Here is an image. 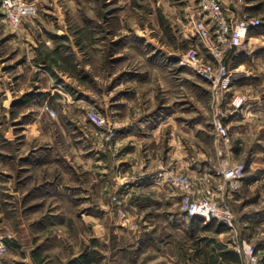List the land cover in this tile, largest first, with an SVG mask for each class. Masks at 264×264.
Wrapping results in <instances>:
<instances>
[{"label":"rangeland","instance_id":"374dc122","mask_svg":"<svg viewBox=\"0 0 264 264\" xmlns=\"http://www.w3.org/2000/svg\"><path fill=\"white\" fill-rule=\"evenodd\" d=\"M31 1L39 7L30 22L33 26L30 35L34 42L36 40L34 45L27 42L26 34L21 36L19 33L21 24L12 29L3 22L0 14V61H4L0 65V178L3 180V176L7 177L11 163L17 158L16 150L19 145H24L23 135L18 142L12 138L14 132L19 131L23 125H27V132H32V135L28 133V143L32 147L39 145V148H45L51 144L59 151L69 152L70 158L75 157L76 161L81 156H88L86 152L78 157L79 152L76 151L79 149L86 151L91 147L92 153L105 149L106 159L101 154L97 155L98 158L102 157V161L108 164V169L112 170L117 165L119 171L114 170L113 175L108 174L106 178L101 174L100 166L94 167L89 174L86 165L79 174L70 173L69 179L79 180L80 186L75 187V191L82 196L91 189L89 197H81L80 202L74 204L67 201L60 203L53 202L58 197L50 192L41 197V202L27 204L26 216L31 215L32 229L39 232L34 239H39L40 243L31 250L21 251L15 243L4 240L5 251L0 255V264H12L9 260L14 258L62 259L64 264H89L90 260L93 264H112L113 261L117 264H210L216 259L225 260L229 264H240L241 257H235L231 250L235 244H241L242 240L256 245L264 264V225L241 230L236 224L238 213L254 210L264 203V169L259 168L264 165V134H249L245 124L246 131L241 136L234 131V126L238 124L234 119L239 116L250 120L252 125H255L256 120L264 122L256 113L261 104L256 108L251 105L245 107L251 94L244 89L237 92L229 104L225 103V93L217 97L207 80L184 61L183 53L190 47H197L199 53L207 57L192 28L193 21L198 17V0ZM240 1L243 0H231L230 5ZM74 6L76 11L71 10ZM104 13L111 16L107 25L103 20ZM237 14L247 20H259L257 26L262 23L260 17H254L249 12L241 11ZM41 20H48V23L42 27L39 23ZM57 20L62 24H58L59 28L55 23ZM99 22L103 23L101 34L108 36L104 29L107 27L109 36L106 41L95 42L92 34ZM45 28L57 34L52 44L46 43L41 37L45 34ZM110 39L112 41L108 42ZM100 50L103 52H98ZM58 57V65L70 74L66 79L69 77L68 81H75L81 91L52 77L51 87L58 90V93L53 91L57 96L48 95L51 90L43 92L45 95L42 96L40 91L35 90L20 95L19 89L33 83L39 72L35 71V63L43 58L49 61V65H54L57 64L55 61ZM105 63L106 66L109 64L133 68L171 67L165 73L161 71L153 74L150 70V78H169L170 84L162 86L164 89L158 90L152 100L147 98V103L160 101L161 104H168L170 107L167 108L174 110L177 121L189 119L193 123L199 122L192 137L177 138L176 141L172 140V144L176 148L182 146L181 148L192 152V167L203 163L213 167L184 170L171 166L163 170L200 175L212 171L223 158L232 162H244L245 175L237 192V201L232 204L235 215L233 230L215 220L204 222L198 217L184 218L182 215L185 213L180 211V198L175 196V201H166L164 196H158L175 191L162 177H158L160 187H130L125 189V193H120L122 182L125 183L128 178L143 172L139 167L143 165L147 154L151 158L157 154L160 160H166L168 129H163L159 134L140 137L136 157L129 155V166L119 168V157L126 139L116 140V136L125 124L113 121L104 113L103 108H99L87 96L89 71L99 73V68ZM18 64L20 66L16 70L15 65ZM256 93L259 95L261 91L254 92ZM65 99L72 102L71 108L64 106ZM240 99L242 101L237 105ZM259 100L264 101V93H261ZM241 107H244L243 110ZM92 112L105 118L106 122L102 126L95 125L90 118ZM222 113L224 122L230 121L227 140L218 139L213 126L214 118ZM35 116L40 118L39 123L31 122L36 120ZM45 118L46 122L43 121ZM61 119L70 120L63 124L65 131L72 133L69 140H63L62 136L57 135ZM110 128L112 135L109 134ZM225 146H229V151H223ZM73 149L75 153H72ZM251 160L252 167H249ZM28 161L34 166L40 162L35 156L29 157ZM52 162L55 163L56 160ZM256 166L258 168L254 169ZM33 173L38 174L35 170ZM44 178L45 175L39 180L46 181ZM254 179H258L256 186L248 187L247 183ZM1 185V189H8L7 185ZM162 185L169 186L167 191ZM49 188L51 191L52 187ZM134 195L146 201L130 207L127 199L132 201ZM5 208L8 220L12 216L9 203H0V210ZM89 208L95 211L93 218L87 215Z\"/></svg>","mask_w":264,"mask_h":264},{"label":"crops","instance_id":"0c3cea01","mask_svg":"<svg viewBox=\"0 0 264 264\" xmlns=\"http://www.w3.org/2000/svg\"><path fill=\"white\" fill-rule=\"evenodd\" d=\"M223 7L226 10V13L228 15L237 14L238 12L244 11L249 12L252 16H258L261 18V24L259 26L251 27L248 31L247 39L245 45L237 50V52H229L225 57V63L228 65L230 72H231V80L227 86V88L223 91V94L225 93V99L227 104H229L230 100L235 97L237 92H240V90L244 89L251 94V98H249V102H246V106H252L253 108H256L258 105L262 104V102L259 100L261 93H264V0H243L239 3H236L234 5H230L231 0H220ZM37 8L39 9L38 5ZM58 11V9H56ZM73 11H76L77 8L72 7ZM92 10V9H90ZM229 10V12H227ZM1 14V12H0ZM111 16L108 14H103V20L104 23L107 25V21H109V18ZM33 18H26L22 21L19 29V33H21V36L23 34H26L27 42H31L33 45L34 39L30 35V30H32V22ZM41 23V26L44 27V24L48 23V20L39 21ZM58 24H61V21L59 20L55 21ZM54 24V22H53ZM103 24V23H102ZM101 22H99L98 28L95 27L94 32L92 34V37L94 38L95 42H101L106 41V39L109 36V28L105 27L106 35L103 36L101 34V31L103 29V25ZM104 25V26H106ZM63 27V26H61ZM59 28V27H58ZM59 30V29H58ZM53 31V30H52ZM51 30H48L45 28V34L42 35V39L46 40V43L52 44L53 38L56 39V35ZM10 33V32H9ZM194 34V33H193ZM191 34V35H193ZM19 36V35H16ZM11 38H16L15 36H10ZM192 39V38H191ZM112 41L111 39L108 40ZM130 43V42H128ZM197 45V44H195ZM54 48V47H53ZM110 46L108 47V49ZM108 51V50H107ZM98 52H103L102 50ZM108 53V52H107ZM99 55L95 54V57ZM6 58V56H4ZM104 57L106 59V56L104 54ZM2 58V55H0V60ZM57 61H55L54 65H49V61L40 58V60L35 63V71H39L37 73V76L35 80L30 82L28 86L21 87L20 95L25 94L26 92L30 91H40L41 96L45 95L43 92H47V90H51V92L47 93L48 95H55L53 91H56L55 93H58V90L55 88H52V77H55V80L59 79V81H65L70 86L73 87V89H76L77 91H81V88L79 85H75V81H68L66 79L67 75H70L67 70H65L63 67L59 66V57L56 58ZM12 61V60H11ZM4 61H0V65L3 64ZM11 65H14L13 62H10ZM58 65V66H57ZM20 64L15 65V69L18 70ZM170 66L162 67H148V68H142V67H122V66H115V65H107L106 63L104 66H101L99 68L98 72H91L89 71V87L87 91V96L90 100H93L94 103L99 107L103 108L104 113L111 117L113 121H120L124 125L123 128H120V130L117 133L116 140H123L126 139L125 144L122 146L121 154L119 157V163H121L119 168H122L124 166L128 167L129 164H127V161L131 158H129V155L132 157H136L135 153H138L139 151V142L141 140L140 137L147 136L149 134L155 135L159 134V132H163V129H168V135L167 138L169 140L168 144V151L165 152L166 160H160L157 157V154L155 157L151 158L149 154H147V157L143 163L142 166H140V170L142 173L136 175L135 177L128 178L125 183L122 182L120 184V193H125V189L128 188H135V187H160V180L157 177L158 172L160 170L166 169L168 167L174 166L179 168H184V170H191V169H198L200 167H206L209 169H212V165H208L207 163H203L202 165L197 164L196 167H192V152H188L184 148H176V145L172 144V140L176 141L178 138H187L193 136L194 128L196 129L199 125V122L193 123V121L189 119H183L177 121V116L174 112V110L167 108L170 106H167L168 104H161V102H155L153 101L151 104L150 102L147 103V98L153 99L152 96L156 94V92L159 90L161 91L162 86L165 84H170L169 78H150V70H152L153 74L156 72H164L166 70H170ZM186 70V68H183ZM21 70V69H20ZM190 71V70H188ZM18 73V72H17ZM103 74V77H102ZM209 87L211 88L208 81H206ZM164 83V84H162ZM158 91V92H159ZM261 91L259 95L254 94V92ZM253 93V94H252ZM223 96V95H222ZM18 97V96H16ZM155 97V96H154ZM57 98V97H56ZM65 105L67 109L72 107V102L65 99ZM221 103V102H220ZM164 105V106H163ZM164 107V108H163ZM244 107H241L240 109L243 110ZM63 117V116H62ZM24 119L25 117H19ZM17 118V119H19ZM36 118V116H35ZM40 122V118H36V120H32L31 122ZM43 121H47L46 118L43 119ZM61 125L59 124V131L57 132V135L62 136V139H70L72 133H67L65 131L64 122H70L69 119H61ZM224 121V120H223ZM25 122V121H23ZM230 122V121H229ZM229 122H224L229 130ZM234 122H237L238 124L234 126L235 134H238L241 136L244 134L246 130L245 126H247L249 130V134H264V122L260 120L255 121V125L251 124L250 120H246L243 116H239L237 119H234ZM248 122L249 125H246ZM262 123V124H260ZM245 124V126L243 125ZM27 125L20 126L19 131L14 132V136L12 138L15 139L16 142L21 140V136L23 135L24 145H19L18 150H16L17 158H15V162L11 163L10 168L7 171V177L3 176L0 178V186L1 183L7 185L8 189L0 188V203L1 205L8 202L9 203V210H12L10 214L12 216L9 217L7 220V217L5 215V210H0V236L4 237L5 241L15 243L19 250L26 251L31 250L34 248L38 243H40L39 239H34L36 235L39 234V232H35L34 229H32V222L31 219V213H29L30 216H26V208L29 204L34 202H41L42 196L45 193L47 195L51 192L52 194L55 193V195L58 197L57 201L53 202H60L64 203L65 201L69 203H78L80 202L81 197H89L91 194V189L88 190L85 194H78L75 191V187H79V180L75 178H70V173L79 174L80 171H83L88 165L87 170L90 174V172L94 169V167L101 168V174H104L106 178L113 175L114 170H118V166H113V169H108L105 162L102 161V157L106 159L107 157V151L99 150L100 152H93L91 150V147H88V149L85 151L79 149L76 152L78 157L80 155H83L87 152L88 156H81L79 159H75V157L70 158V154L65 153L64 151H59L57 147H54L53 145L49 144L47 147L43 148L38 146H30L28 143V133L32 135V132H27ZM179 128V132H178ZM13 135V132H12ZM165 135V134H164ZM21 137V138H20ZM139 139V140H138ZM171 140V141H170ZM241 145V143H239ZM229 146H225L223 148V151H229ZM97 151V149H94ZM153 150V149H152ZM75 153V150L73 149V152ZM101 154V156H98ZM191 154V156H190ZM32 156H35L40 162H37L39 165H31L28 163V158ZM77 157V158H78ZM101 157V158H100ZM73 160L72 162H69L68 160ZM56 160V162H52ZM228 160V161H227ZM99 161H102L100 163ZM47 162V163H46ZM222 162L226 163H233L228 158H223ZM253 161L251 160L249 162L250 166L252 167ZM131 165V164H130ZM191 166V168L189 167ZM138 168V169H139ZM258 168L257 166L254 167ZM260 169H264V165L259 167ZM36 171L38 174L34 175L33 171ZM41 170V172H39ZM1 171V170H0ZM104 171V172H103ZM110 171V173L108 172ZM158 171V172H157ZM5 172V171H4ZM43 175H45V180H39ZM2 175L0 174V177ZM156 178V179H155ZM158 178V179H157ZM155 179V180H154ZM155 181L156 183H154ZM256 183H258V179L250 180L247 183L248 187L256 186ZM157 185V186H156ZM52 187L51 191L50 188ZM91 187V185H90ZM164 190L168 185L161 186ZM130 194V192H128ZM135 196V195H134ZM158 196H164V200L168 201H175L177 196L180 198L179 193L175 190L173 192H166L162 195ZM237 197V193L234 194L232 198L229 199V204L232 207V204L235 203ZM40 198V199H39ZM133 200L130 201V198L127 199V203L130 207L136 206L137 204L141 205L143 204L145 199H140L135 197H132ZM159 198V197H158ZM177 198V199H178ZM161 199V198H160ZM179 200V199H178ZM90 199H88V202ZM143 201V202H142ZM126 203V204H127ZM24 204V205H20ZM28 204V205H27ZM133 204V205H132ZM127 205V206H128ZM129 209V208H128ZM127 209V210H128ZM181 211V210H180ZM95 211L94 209L89 208L87 215L91 218L95 216L93 214ZM182 212V211H181ZM239 214V219H237L236 224L238 225L241 230H244L245 227H254L257 225H264V203L261 207L255 208L254 210H246L241 211ZM184 218H188L185 214L182 215ZM243 217V219L241 218ZM192 218V217H191ZM196 218V217H194ZM237 227V226H236ZM243 228V229H242ZM117 247V246H116ZM118 248V247H117ZM116 248V249H117ZM119 249V248H118ZM122 249V248H121ZM124 250V249H122ZM232 253L235 257L240 259V255L232 248ZM223 257L225 256L223 253L221 254ZM93 259V258H92ZM238 260V259H237ZM241 260V259H240ZM123 261V260H122ZM120 261V263H122ZM9 263L12 264H64V260L62 259H49V260H35L33 258H22V259H11L9 260ZM89 264H93V261L90 260L88 262ZM112 264H117L116 261H113ZM210 264H229L225 262V260H219L216 259L215 262H212Z\"/></svg>","mask_w":264,"mask_h":264},{"label":"built area","instance_id":"2783aa9c","mask_svg":"<svg viewBox=\"0 0 264 264\" xmlns=\"http://www.w3.org/2000/svg\"><path fill=\"white\" fill-rule=\"evenodd\" d=\"M196 11L198 17L193 21L192 28L207 57L199 53L197 47H190L183 53V59L209 82L212 91L219 97L232 77L225 63L226 55L237 52L245 45L249 29L257 26L259 20H247L238 14L228 15L220 0H198ZM0 12L3 22L15 29L24 19L34 17L38 8L31 0H0ZM46 109L51 112L48 107ZM256 113L264 120V101ZM90 118L97 126L106 122L105 118L93 112ZM213 126L217 138L227 140L229 130L223 121V113L214 118ZM112 133L110 128L109 134ZM157 175L179 193L180 209L187 217H198L204 222L215 220L231 230L235 228V215L229 199L240 189L245 175L244 162H221L212 171L200 175L175 170H162ZM233 249L241 256L240 264H262L255 244L242 240ZM4 251L5 242L0 236V255Z\"/></svg>","mask_w":264,"mask_h":264}]
</instances>
